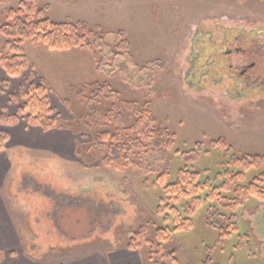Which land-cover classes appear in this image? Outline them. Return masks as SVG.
Masks as SVG:
<instances>
[{
  "label": "rangeland",
  "instance_id": "rangeland-1",
  "mask_svg": "<svg viewBox=\"0 0 264 264\" xmlns=\"http://www.w3.org/2000/svg\"><path fill=\"white\" fill-rule=\"evenodd\" d=\"M24 1L85 25L105 46L100 62L27 42V68L9 77L1 29ZM39 87L48 129L25 109ZM136 107L154 121L132 159L144 171L109 164L117 142L104 138L136 122ZM0 132V264H264V199L241 190L264 162L240 165L264 161V0H0ZM182 170L230 186L175 232L157 179Z\"/></svg>",
  "mask_w": 264,
  "mask_h": 264
},
{
  "label": "trees",
  "instance_id": "trees-1",
  "mask_svg": "<svg viewBox=\"0 0 264 264\" xmlns=\"http://www.w3.org/2000/svg\"><path fill=\"white\" fill-rule=\"evenodd\" d=\"M7 14L11 23L8 26L2 27L1 31L5 38L12 40L5 46L9 50L10 55H12L11 58H4L2 64L9 77H20L27 68L29 60H27L22 49V46L27 42L42 44L55 52H68L71 49L86 48L93 54L92 56H94L96 61L100 62L101 58L98 51L100 50L101 55L102 49L104 50L105 46L98 44L99 42L95 38L96 35L91 33L85 25L77 27L73 23L54 24L46 18V13L40 10L35 2L29 1H24L16 11L9 10ZM116 33L118 34L116 41L122 42L126 37L125 33L120 31ZM24 96L26 100L25 109L30 113V123L48 129L52 125V120L49 119V116L53 112L43 87L36 88V91L32 94H24ZM133 110L137 114L136 122H131L127 125L124 122L125 120L120 119L117 122L121 126L118 133L113 135L112 130H110L104 137L108 139L110 136L116 139L115 141L117 142L116 145L109 148L108 163L116 165L119 169L129 164L144 171L146 169L135 163L132 159L138 151L142 153L144 144L151 140L152 136L148 131L152 130L154 121L152 114L147 110L139 109L138 107L133 108ZM7 141L8 135L5 132H0V151L3 150ZM155 144L160 146L161 140H156ZM171 162L170 160L164 171H168ZM260 162L264 161L261 158L244 156L240 165L244 171L249 172L250 170L257 169ZM167 178L166 175H162L158 177L157 181L160 182L163 188L166 202H162L168 204L165 205V208L169 212L168 215L173 218L172 222L175 232H181L186 226L191 225V220L195 213L204 206L205 200L213 203L220 201L223 198L221 192H227L230 186L227 179L228 181L225 186L218 189L210 182H202L201 176L192 171H180L177 179L172 184H168ZM241 190L249 198L264 199V172L249 184L248 187H241ZM171 217H166L165 221H170ZM169 236L168 230H160L157 238L161 241L162 245L164 242H167ZM172 253L174 254L175 252Z\"/></svg>",
  "mask_w": 264,
  "mask_h": 264
},
{
  "label": "flooded vegetation",
  "instance_id": "flooded-vegetation-1",
  "mask_svg": "<svg viewBox=\"0 0 264 264\" xmlns=\"http://www.w3.org/2000/svg\"><path fill=\"white\" fill-rule=\"evenodd\" d=\"M254 67H255V64H254ZM252 65L247 69V68H245L242 72H241V74L240 75H242L243 77L245 76V73H247V71H249V69H251V68H254Z\"/></svg>",
  "mask_w": 264,
  "mask_h": 264
}]
</instances>
